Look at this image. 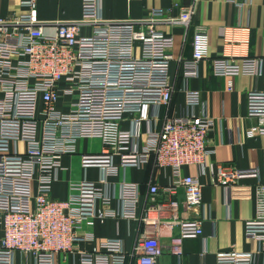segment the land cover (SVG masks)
<instances>
[{
  "label": "built area",
  "instance_id": "built-area-1",
  "mask_svg": "<svg viewBox=\"0 0 264 264\" xmlns=\"http://www.w3.org/2000/svg\"><path fill=\"white\" fill-rule=\"evenodd\" d=\"M19 1L22 13L0 18V264H16L17 254L23 264H55L56 254L72 252L82 264H157L164 252L162 239H169L167 250L180 263L183 240L203 232L201 185L181 168L203 170L213 121L199 92L186 90L184 114L164 113L158 127L160 111L168 108L174 93L169 76L174 41L156 22L186 27L191 10L180 8L177 18H166L161 8H152L138 20H104L100 0H81L77 22L45 23L34 15L36 0ZM47 24L51 32L45 31ZM80 25H88L90 33L81 34ZM228 41L225 47L231 48ZM239 43H246L244 36ZM232 48L210 59L215 75L264 72V58ZM208 58L207 33L196 29L191 56L183 60L184 77H194L199 61ZM247 113L259 120L255 132L264 135V91H248ZM124 121H129L127 128ZM93 137L102 148L80 154L83 168L101 167L107 176L152 163L153 170L171 168V181L164 187L148 182L140 212L139 185L126 181L119 184L116 211L107 207L112 185L106 179L71 183L68 198L51 197L61 157L75 154L78 140ZM246 177L258 178L257 170L219 168L216 173L225 188ZM178 189L195 217L179 215ZM161 190L167 198L160 200ZM254 198L255 215L245 222L244 232L259 249L217 252L215 264H257L264 252V180L255 183ZM97 216L139 222L129 252L117 237L105 238L91 250L78 249L80 242L92 239L82 225L92 226Z\"/></svg>",
  "mask_w": 264,
  "mask_h": 264
},
{
  "label": "crops",
  "instance_id": "crops-1",
  "mask_svg": "<svg viewBox=\"0 0 264 264\" xmlns=\"http://www.w3.org/2000/svg\"><path fill=\"white\" fill-rule=\"evenodd\" d=\"M152 8H161L166 18H177L180 8H189L191 18L188 26L156 22L158 30L173 36L172 59L169 62V76L174 84V93L170 105L160 111L158 127L168 117H179L185 112V91L194 90L200 94L205 114L213 124L207 135V146L211 153L206 157L201 171L198 166L185 165L183 175L201 185V206L198 209L203 219L202 235L188 237L182 242L183 255L180 263L176 256L168 252L169 239H162L164 252L157 264H215L217 252L234 248L243 252H255L260 244L246 237L245 222L255 215L254 185L264 180V135L257 134L259 120L248 116L247 93L249 90L264 91V72L259 76L232 75L218 76L213 73L210 59L218 58L232 48L250 57L264 58V0H100V15L104 20H138L147 16ZM23 7L19 0H0V18L20 14ZM35 17L40 22H77L81 17V0H36ZM45 31L51 32L47 24ZM202 28L208 36L210 58L200 60L196 75L185 78L183 60L192 53L193 35ZM240 28L247 31L240 33ZM234 29V30H230ZM81 34H89L88 25H80ZM246 39L245 44L239 40ZM226 40L232 42L226 48ZM232 40V41H230ZM59 108L62 109L61 104ZM199 108L195 112H199ZM134 118V116H127ZM126 128L129 121H124ZM146 129V125H143ZM102 142L99 138H83L76 143V153L64 155L60 162L62 169L57 172L52 184L51 197L64 200L73 193L69 185L81 180L99 181L106 179L112 185V199L107 206L111 210L119 209L118 193L120 182L126 181L139 185L141 211L148 182L155 181L160 187L166 186L172 179L171 168L153 170L152 163L144 167L120 168L117 174H107L97 166L83 168L80 164L81 153L99 152ZM118 162V158H114ZM255 169L258 178L246 177L237 184L225 188L216 181L218 169ZM115 184V185H114ZM159 199L167 198L165 191H160ZM176 199L181 204L179 215L195 217L196 213L186 209L181 189L177 190ZM87 207L90 204L86 203ZM141 229L138 221H128L115 216H97L92 226L82 225L81 231L90 232L92 239L80 242L79 250H91L105 238H120L129 252L135 237ZM55 264H82L76 252L59 253L54 257ZM16 264H23L17 254ZM25 264V263H24ZM257 264H264V252L259 255Z\"/></svg>",
  "mask_w": 264,
  "mask_h": 264
}]
</instances>
